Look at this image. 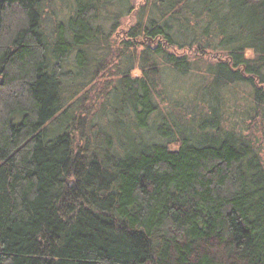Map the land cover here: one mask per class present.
Returning <instances> with one entry per match:
<instances>
[{"label": "trees", "instance_id": "16d2710c", "mask_svg": "<svg viewBox=\"0 0 264 264\" xmlns=\"http://www.w3.org/2000/svg\"><path fill=\"white\" fill-rule=\"evenodd\" d=\"M262 146L264 0H0V264H264Z\"/></svg>", "mask_w": 264, "mask_h": 264}, {"label": "rangeland", "instance_id": "374dc122", "mask_svg": "<svg viewBox=\"0 0 264 264\" xmlns=\"http://www.w3.org/2000/svg\"><path fill=\"white\" fill-rule=\"evenodd\" d=\"M144 1L145 0H134V4H135L136 10L138 9V6H140ZM60 9H61V11H63V14H67V12H68L67 11L68 10L67 6L60 7ZM58 11H59L58 14L61 16L62 15L61 11L60 10H58ZM134 23H135V12L132 15L128 16V17H123V19H122V27H121L120 30L117 31L118 33H117L116 36H114L115 37L114 39L117 40V41H119L120 39H123L125 37L124 36L125 35V31L124 30L126 28H128L129 26H132ZM156 43H154V44H156ZM206 59H209L208 62H210V63H214L215 62L213 58L206 57ZM262 150H264V146H262ZM262 158H263V161H264V151L262 153Z\"/></svg>", "mask_w": 264, "mask_h": 264}]
</instances>
